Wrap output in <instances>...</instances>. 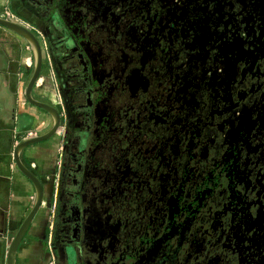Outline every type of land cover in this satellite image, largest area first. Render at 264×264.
Instances as JSON below:
<instances>
[{
	"label": "flooded vegetation",
	"instance_id": "flooded-vegetation-1",
	"mask_svg": "<svg viewBox=\"0 0 264 264\" xmlns=\"http://www.w3.org/2000/svg\"><path fill=\"white\" fill-rule=\"evenodd\" d=\"M60 1L33 0L42 29L17 22L60 143L15 264H264V0H144L111 23ZM120 51L147 80L123 105ZM33 69L30 47L25 86Z\"/></svg>",
	"mask_w": 264,
	"mask_h": 264
},
{
	"label": "crops",
	"instance_id": "crops-1",
	"mask_svg": "<svg viewBox=\"0 0 264 264\" xmlns=\"http://www.w3.org/2000/svg\"><path fill=\"white\" fill-rule=\"evenodd\" d=\"M6 8L16 14L15 19L10 18L12 21L33 25L34 29L44 28L41 21L46 17L45 13L43 14L42 9L34 5L33 0H0V15ZM29 57L30 47L27 41L18 33L0 24V93L2 99L8 101L5 104L8 114L0 115V264H6L4 248L8 247V238L12 237L14 228L23 221L35 197L32 182L16 165L13 156L14 146L27 137L28 131H35V135H39L51 126L48 112L30 103L25 93L22 94L26 82L24 72L29 68ZM14 76L17 78L16 84H14ZM40 77L43 79L42 76ZM39 83L40 80L34 90L37 97L45 99L48 92ZM16 92L17 109L14 114ZM59 143L60 134L56 132L44 140L27 145L20 152L22 163L42 182L46 181L55 169L54 159ZM44 208L43 204H40L35 213L36 217L43 213ZM37 219L33 221L32 233L38 230ZM27 240L26 237L19 243L20 246H25ZM24 251L19 250V264H27L23 257Z\"/></svg>",
	"mask_w": 264,
	"mask_h": 264
},
{
	"label": "rangeland",
	"instance_id": "rangeland-1",
	"mask_svg": "<svg viewBox=\"0 0 264 264\" xmlns=\"http://www.w3.org/2000/svg\"><path fill=\"white\" fill-rule=\"evenodd\" d=\"M190 1L191 0H161V1H158V3H157V0H154V1L149 0L148 2L150 5H152V6L155 5V7H158L157 9H161V7H168V8L169 7L170 8L175 7L176 8V5L180 4L181 10H183V8L185 7V4H187ZM64 2L67 5H74V7H79L81 5V6L86 8L88 14H90L92 17H97L98 19L105 21V23H111L115 12H117L118 9L121 8L122 5L126 6L127 8L128 7H134L135 5H140V3L142 4L144 2V0H61L60 1V3H63V4H64ZM148 2H146L147 6H148ZM172 13L173 14H170V15L164 14L166 17L163 20L164 22H162V20L159 22V23L162 22L160 24L161 27L160 28L159 27L158 28L152 27V29L150 30V33L157 31L156 29H158L159 31H163L165 29V27L167 26L168 21L170 20V17L173 18L174 15H176L175 10ZM106 21H108V22H106ZM198 25L199 26L201 25L200 22L198 23ZM99 38H100V36H99ZM134 40L137 41L138 39H134ZM210 46H213V45L201 44L202 48H204V47L209 48ZM195 52H200V51H188V53L190 54L187 56L188 60H191V58H193L192 53H195ZM116 55H115L116 58H114V65H113L114 69L119 76L121 75L120 77L126 76L127 82H129V88H127V90L124 89L125 92L120 93L118 96L119 101H120V103L119 102L118 103L121 104L127 99V97L129 95L132 96L137 91H139L140 88H143V85L147 84V80H144V78L141 77L139 74L141 72V70H143L141 68L144 66V62H142L139 67L135 66V64L133 63V58H132V56L134 55L133 53L128 54L127 52L120 51V52L116 53ZM198 57H199V54L196 55V59H198ZM188 60H182V62H181L182 66ZM200 60L204 61V58L200 59ZM45 61L47 63V60H45ZM52 63H53V60H52ZM197 66H200V62L197 63ZM149 71L147 68V73ZM43 84H45V83L43 82ZM7 102H8L7 99L6 100L2 99L1 93H0V106H1L0 107V115L4 116L5 114L6 115L8 114V113H6L7 107L5 106V104ZM121 105H123V104H121ZM14 232H15V228H14ZM14 232H12V237L14 235ZM12 237L8 238L7 245L9 244ZM6 250H7V247L4 248V252H6Z\"/></svg>",
	"mask_w": 264,
	"mask_h": 264
},
{
	"label": "water",
	"instance_id": "water-1",
	"mask_svg": "<svg viewBox=\"0 0 264 264\" xmlns=\"http://www.w3.org/2000/svg\"><path fill=\"white\" fill-rule=\"evenodd\" d=\"M0 24L7 27L8 29L18 33L21 35L27 43L30 45L31 50L33 52V59H34V69L33 73L28 81V83L25 86L24 92L27 100L40 107L41 109L47 111L52 118V124L50 128L39 135H34V136H29L21 139L19 142H17L14 146L13 149V156L16 162L17 167L19 170L30 179L32 182L34 189H35V197H34V202L24 217L23 221L20 223L17 231L15 232L14 236L12 237L10 243L8 244L7 251H6V264H15V255L17 251V247L21 241L22 236L24 235L33 215L36 213L37 209L39 208L41 201H42V194H43V186L40 180L36 177V175L26 166L22 163L20 159V152L24 147H26L29 144L44 140L48 138L50 135H52L59 123V116L57 110L51 106L50 104L37 100L35 99L32 94H31V89L36 81L39 71L41 68V63H42V54H41V48L40 45L36 39V37L33 35L31 31H29L26 27L23 25L14 22L10 19L3 18L0 16Z\"/></svg>",
	"mask_w": 264,
	"mask_h": 264
},
{
	"label": "built area",
	"instance_id": "built-area-1",
	"mask_svg": "<svg viewBox=\"0 0 264 264\" xmlns=\"http://www.w3.org/2000/svg\"><path fill=\"white\" fill-rule=\"evenodd\" d=\"M1 17H4V18H7V19H10V18H14L15 19V15H14V13H12L9 9H4V11H2V13H1V15H0ZM11 20V19H10ZM35 135V131H28V133L26 134V136L28 137V136H34ZM32 165H34V164H32ZM49 264H51V263H49Z\"/></svg>",
	"mask_w": 264,
	"mask_h": 264
},
{
	"label": "bare ground",
	"instance_id": "bare-ground-1",
	"mask_svg": "<svg viewBox=\"0 0 264 264\" xmlns=\"http://www.w3.org/2000/svg\"><path fill=\"white\" fill-rule=\"evenodd\" d=\"M46 188H47V186H46ZM44 200H46V199L44 198Z\"/></svg>",
	"mask_w": 264,
	"mask_h": 264
}]
</instances>
